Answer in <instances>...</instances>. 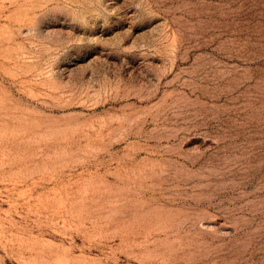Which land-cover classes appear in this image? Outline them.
<instances>
[{"label":"rangeland","instance_id":"rangeland-1","mask_svg":"<svg viewBox=\"0 0 264 264\" xmlns=\"http://www.w3.org/2000/svg\"><path fill=\"white\" fill-rule=\"evenodd\" d=\"M0 264H264V0H0Z\"/></svg>","mask_w":264,"mask_h":264}]
</instances>
